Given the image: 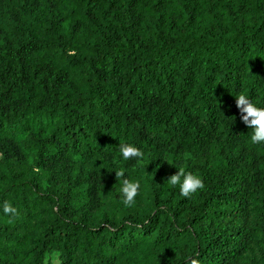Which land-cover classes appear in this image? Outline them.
Returning <instances> with one entry per match:
<instances>
[{"label":"trees","instance_id":"16d2710c","mask_svg":"<svg viewBox=\"0 0 264 264\" xmlns=\"http://www.w3.org/2000/svg\"><path fill=\"white\" fill-rule=\"evenodd\" d=\"M240 94L264 108V0H0V264H264Z\"/></svg>","mask_w":264,"mask_h":264},{"label":"clouds","instance_id":"9594fccd","mask_svg":"<svg viewBox=\"0 0 264 264\" xmlns=\"http://www.w3.org/2000/svg\"><path fill=\"white\" fill-rule=\"evenodd\" d=\"M236 106L240 111L242 122L253 130L251 143L254 145L264 144V108L257 107L247 96L240 94L236 98ZM124 160H136L138 163L143 159V152L129 144L119 146ZM116 179H122V203L126 207H133L136 203V197L139 194L140 183L133 182L125 178V170L120 169L115 172ZM171 186H179L180 193L191 198L198 191L205 188L204 181L201 177L185 172L183 168L178 169V173L172 175L168 180ZM3 212L6 216L15 217L18 215L17 210L7 201L3 204ZM62 264L59 253L53 252L46 259L44 264ZM189 264H199L197 259H190Z\"/></svg>","mask_w":264,"mask_h":264}]
</instances>
